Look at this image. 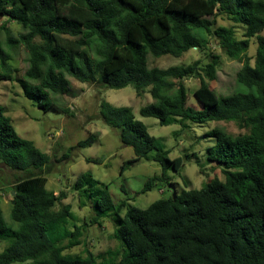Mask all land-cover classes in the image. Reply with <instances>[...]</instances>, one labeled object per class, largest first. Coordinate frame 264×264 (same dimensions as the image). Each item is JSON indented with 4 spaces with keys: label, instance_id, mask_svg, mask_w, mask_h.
<instances>
[{
    "label": "trees",
    "instance_id": "1",
    "mask_svg": "<svg viewBox=\"0 0 264 264\" xmlns=\"http://www.w3.org/2000/svg\"><path fill=\"white\" fill-rule=\"evenodd\" d=\"M219 17L245 26L244 38H237L234 26L215 28ZM9 22L21 26L18 37L6 27ZM0 32L8 48L0 40V81L16 79L25 97L45 112L74 116L57 102L71 90L70 76L105 89L132 86L138 97L150 93L153 102L140 114L162 126L183 129L189 122L225 121L247 131L234 136L215 128L206 134L215 140L208 158L224 168V181L183 190L144 210L128 206L129 199L115 205L108 185L81 175L73 189L94 213L84 225L101 226L109 219L114 239L126 247L122 258L109 264H264V0H0ZM208 36L229 59L243 62L238 91L218 97L210 88L206 78L217 79L221 57L210 51ZM255 37L252 65L247 52ZM19 46L28 53V68L15 78L9 50ZM193 49L209 62L149 67V55L180 58ZM193 78L200 81L194 92L199 107L188 104L184 81ZM100 115L134 150L135 158L124 163L122 173L140 160L161 167V175L149 178L141 193L168 187V172L180 175L184 160L194 155L171 159L132 108L103 100ZM95 139L90 135L77 147L91 146ZM0 162L21 173L9 191L12 223L4 217L0 197V241L12 240L0 252V264H104L88 248L84 256L67 253L83 244L86 229L69 227L74 216L62 203L65 193L47 189L51 157L17 134L2 106Z\"/></svg>",
    "mask_w": 264,
    "mask_h": 264
},
{
    "label": "rangeland",
    "instance_id": "2",
    "mask_svg": "<svg viewBox=\"0 0 264 264\" xmlns=\"http://www.w3.org/2000/svg\"><path fill=\"white\" fill-rule=\"evenodd\" d=\"M218 26L235 27L238 39H243L245 26H236L224 17L216 19L215 28ZM8 27L14 37L23 32L21 26L9 22ZM264 36V32L262 33ZM209 48L213 54L219 55L220 64L217 68V79L210 81L206 78L212 91L218 96L229 95L239 90L237 85V73L243 66V62L229 59L220 49L218 41L213 36L207 37ZM0 40L4 47L5 35L0 32ZM35 43H41L39 39ZM10 51V65L15 70L14 77L22 78L28 68V53L23 46ZM257 51L256 37L251 39V45L247 56L254 65ZM200 60L203 65L207 64V56L193 49L183 54L180 58L165 56L154 58L149 55V67L169 68L176 65H187ZM71 84L69 93L57 97V102L73 113V117L47 111L38 108L31 100L25 97L22 88L16 81H0V106L6 109V115L11 119L17 134L26 140L32 141L43 153L51 157L53 168L46 174L48 179L47 189L57 195L64 192L66 199L63 205L70 206L74 216L69 219V227L75 225L84 226V241L81 246L68 251V254L85 255L86 248L98 258V262L109 264L120 260L124 254L121 244L114 239L115 227L112 222L105 218L101 226L87 227L84 224L91 221L94 213L91 204L81 205L79 194L74 191V185L83 174H90L94 179L108 185L115 205L129 199L128 206L137 209H147L154 202L167 199L173 192L167 187L155 186L152 190L141 193L147 180L155 175L160 176L161 167L153 161L140 160L122 173L125 162L135 158L132 147L123 145L121 132L108 126L100 115V105L103 100L114 107L132 108L135 118L143 122L156 138H160L165 147L170 151V158H184L193 155L190 160H184L180 175L169 171L170 184L175 185L177 193L183 190L201 189L208 182L219 179L225 180L224 168L208 158V148L215 144L212 137L206 134L215 128L223 129L229 134L238 136L247 133L239 129L236 124L225 121H212L203 125L188 123L186 128L178 124L162 126L159 121L152 117H143L140 109L153 102L150 93L138 97L135 89L128 86L123 89H105L98 85L81 83L67 76ZM188 90V104H199L194 97L195 90L200 86L198 79L185 80ZM90 135H96L95 142L88 147H77V144L86 140ZM67 158H66V157ZM21 173L12 171L0 162V197L4 217L8 223L10 219L12 196L9 192L15 179ZM122 210V216L126 215L127 208ZM61 205L56 207L60 210ZM12 240L0 241V252L11 244ZM86 244V245H84ZM112 252L110 256L108 253Z\"/></svg>",
    "mask_w": 264,
    "mask_h": 264
},
{
    "label": "water",
    "instance_id": "3",
    "mask_svg": "<svg viewBox=\"0 0 264 264\" xmlns=\"http://www.w3.org/2000/svg\"><path fill=\"white\" fill-rule=\"evenodd\" d=\"M168 188L173 192V197L176 198L177 196V191H176V187L173 184H169ZM13 195L15 196V193L13 192Z\"/></svg>",
    "mask_w": 264,
    "mask_h": 264
}]
</instances>
